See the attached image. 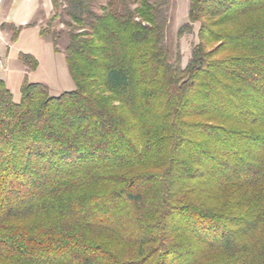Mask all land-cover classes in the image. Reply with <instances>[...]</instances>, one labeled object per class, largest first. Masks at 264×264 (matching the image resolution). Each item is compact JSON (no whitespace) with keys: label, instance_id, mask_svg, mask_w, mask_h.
Instances as JSON below:
<instances>
[{"label":"trees","instance_id":"obj_1","mask_svg":"<svg viewBox=\"0 0 264 264\" xmlns=\"http://www.w3.org/2000/svg\"><path fill=\"white\" fill-rule=\"evenodd\" d=\"M166 2L53 0L75 89L0 77V264H264V0H190L186 65Z\"/></svg>","mask_w":264,"mask_h":264},{"label":"rangeland","instance_id":"obj_2","mask_svg":"<svg viewBox=\"0 0 264 264\" xmlns=\"http://www.w3.org/2000/svg\"><path fill=\"white\" fill-rule=\"evenodd\" d=\"M189 4L190 0H167L165 5L168 13L166 44L170 49L172 59L175 58L177 53L181 54L182 65L187 64L191 56L192 46L198 41V23L196 24L192 33L185 34L182 37L178 36L179 28L188 21ZM54 11L55 9L48 17H45L43 14L39 13V15H37L35 18L36 22L43 20L40 24L41 27H47L49 33L45 38L50 43L41 42L37 44H31L29 42H22V44L20 43V45H16L14 48L12 47V54L10 58H12V62L14 61V63H16L15 61H17V51L21 52V48H26L27 50L37 49L40 56V59L38 58V60L39 62L41 60V62L36 74L45 79V82L51 87L50 92L53 95H59L65 91L74 90L75 83L69 74L65 58V48L69 42L67 33L69 26L66 23L61 22L60 19L49 22ZM66 18L69 19L68 17ZM48 25L50 26L48 27ZM4 32L9 33V35L11 34L9 31ZM54 34L58 38V52H55L53 48L52 35ZM6 42L7 44H4L0 36V60L3 62V67H0V69H5L8 71L12 66L11 63H9V61L6 59V55L8 53V48L12 46V42L10 38L7 39ZM26 53L34 55L30 52ZM19 61H21L20 58Z\"/></svg>","mask_w":264,"mask_h":264},{"label":"crops","instance_id":"obj_3","mask_svg":"<svg viewBox=\"0 0 264 264\" xmlns=\"http://www.w3.org/2000/svg\"><path fill=\"white\" fill-rule=\"evenodd\" d=\"M53 10V0H0V36L3 43L7 44L6 41L9 38L11 40L12 33L9 35V33L4 32H11L9 30L11 25L16 27L23 26V28L20 30L17 41H11L12 46L8 48V53L6 55V59L9 61V63H11L12 67L8 71L5 69H0V77L11 89L14 100L17 102L21 99V86L26 76H28L31 82H46L45 79L36 74L39 66L36 70L30 71L28 66L25 65L21 59V61H19L20 55L26 52L33 53L37 59H40L37 49L27 50L26 48H21V52L17 51V61H15L16 63H14V61L12 62V58H10L12 54L11 49L16 45H20V43L22 44V42H29L31 44H37L41 42L50 43L45 37L40 35V23L43 20L36 22L35 18L37 15H39V13L43 14L45 17H48L53 12ZM33 22L34 24L32 26H27L29 23Z\"/></svg>","mask_w":264,"mask_h":264},{"label":"built area","instance_id":"obj_4","mask_svg":"<svg viewBox=\"0 0 264 264\" xmlns=\"http://www.w3.org/2000/svg\"><path fill=\"white\" fill-rule=\"evenodd\" d=\"M0 67H1V68L3 67V62H2V60H0Z\"/></svg>","mask_w":264,"mask_h":264}]
</instances>
